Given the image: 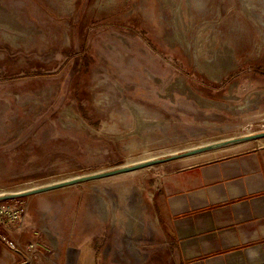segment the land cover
<instances>
[{
  "label": "rangeland",
  "instance_id": "1",
  "mask_svg": "<svg viewBox=\"0 0 264 264\" xmlns=\"http://www.w3.org/2000/svg\"><path fill=\"white\" fill-rule=\"evenodd\" d=\"M262 130L264 0H0V193ZM162 164L30 195L34 255L180 264Z\"/></svg>",
  "mask_w": 264,
  "mask_h": 264
},
{
  "label": "crops",
  "instance_id": "2",
  "mask_svg": "<svg viewBox=\"0 0 264 264\" xmlns=\"http://www.w3.org/2000/svg\"><path fill=\"white\" fill-rule=\"evenodd\" d=\"M254 141L163 162L158 214L180 264H264V142ZM34 197L24 224L0 228V264H48V255L37 257L35 249L28 256L3 238L33 241L44 201Z\"/></svg>",
  "mask_w": 264,
  "mask_h": 264
},
{
  "label": "water",
  "instance_id": "3",
  "mask_svg": "<svg viewBox=\"0 0 264 264\" xmlns=\"http://www.w3.org/2000/svg\"><path fill=\"white\" fill-rule=\"evenodd\" d=\"M263 137H264V130L257 131V132H253V133H249V134H245V135H241L237 137H231V138L220 140V141H214V142H210L207 144L188 148L185 150L173 152L164 157L150 158V159L142 160V161L131 163V164L129 163L121 164V165H117L111 168L102 169L99 171H94V172H89V173H84V174H80V175L73 176L70 178L53 181V182L45 183L42 185H36V186H32V187L25 188V189H20L17 191L2 192L0 193V201L6 200V199H12V198L30 196V195L39 194V193H43V192H47V191H51V190H55V189H59L63 187L73 186V185L81 184L87 181L96 180V179L109 177V176H114L117 174L134 171V170L144 168L147 166H151V165H155L158 163H163L169 160L221 148V147L228 146L231 144L244 142V141H250V140H257Z\"/></svg>",
  "mask_w": 264,
  "mask_h": 264
},
{
  "label": "built area",
  "instance_id": "4",
  "mask_svg": "<svg viewBox=\"0 0 264 264\" xmlns=\"http://www.w3.org/2000/svg\"><path fill=\"white\" fill-rule=\"evenodd\" d=\"M27 211V205H7L3 201H0V226H6V219L24 224ZM3 238L12 249L28 256L29 252L36 248L35 241L23 244L18 239L11 238L10 236H3Z\"/></svg>",
  "mask_w": 264,
  "mask_h": 264
},
{
  "label": "bare ground",
  "instance_id": "5",
  "mask_svg": "<svg viewBox=\"0 0 264 264\" xmlns=\"http://www.w3.org/2000/svg\"><path fill=\"white\" fill-rule=\"evenodd\" d=\"M128 237H126L125 241L128 242V248L130 250L129 251V256L132 257V258L134 257V259L138 260V258L140 257V254L136 253L135 244H134L133 240H131V238H128Z\"/></svg>",
  "mask_w": 264,
  "mask_h": 264
}]
</instances>
